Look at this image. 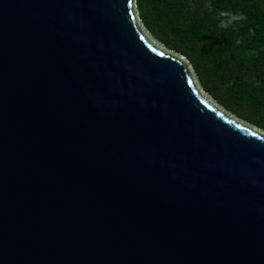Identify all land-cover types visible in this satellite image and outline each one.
<instances>
[{
  "label": "water",
  "instance_id": "water-1",
  "mask_svg": "<svg viewBox=\"0 0 264 264\" xmlns=\"http://www.w3.org/2000/svg\"><path fill=\"white\" fill-rule=\"evenodd\" d=\"M135 8L0 0V264H264V135Z\"/></svg>",
  "mask_w": 264,
  "mask_h": 264
},
{
  "label": "trees",
  "instance_id": "trees-1",
  "mask_svg": "<svg viewBox=\"0 0 264 264\" xmlns=\"http://www.w3.org/2000/svg\"><path fill=\"white\" fill-rule=\"evenodd\" d=\"M135 5L144 30L186 59L202 90L227 115L264 134L262 0H135ZM224 11L246 19L221 28Z\"/></svg>",
  "mask_w": 264,
  "mask_h": 264
},
{
  "label": "rangeland",
  "instance_id": "rangeland-1",
  "mask_svg": "<svg viewBox=\"0 0 264 264\" xmlns=\"http://www.w3.org/2000/svg\"><path fill=\"white\" fill-rule=\"evenodd\" d=\"M138 24H139V28H140V30H141V32L147 37V39L148 40H150L156 47H158V48H160V49H162L164 52H166L165 54H169V55H173V56H175V57H178L179 59L182 57V56H180V55H177V54H174V53H172V52H169V51H167V50H165L159 43H157L156 41H154L151 37H150V35L144 30V28L142 27V25H141V23H140V20H139V18H138ZM182 62H185V66L188 68V70H189V72L192 74L191 75V77H192V79H193V81L195 82V85H196V87H198L199 88V91L202 93V95L205 97V98H208L212 103H214L215 105H217L218 106V109L219 110H221L222 111V114H224L225 116H227V117H229V118H232V117H230L229 115H227V113H226V111H224V109H222L206 92H204L203 90H202V88H201V86L199 85V82H198V80H196V77H195V74L192 72V70L190 69V66H189V64H188V62L186 61V59L184 58V57H182V60H181ZM245 125V124H244ZM245 126H247V125H245ZM248 128H250V129H253V128H251V127H249V126H247ZM254 131L257 133L258 131L256 130V129H254ZM258 133H261V132H258ZM262 135H264L263 133H261Z\"/></svg>",
  "mask_w": 264,
  "mask_h": 264
},
{
  "label": "clouds",
  "instance_id": "clouds-1",
  "mask_svg": "<svg viewBox=\"0 0 264 264\" xmlns=\"http://www.w3.org/2000/svg\"><path fill=\"white\" fill-rule=\"evenodd\" d=\"M219 17H221L220 27L221 28H227L229 26H234L235 24H238L241 21H244L246 19V16L242 13H233L230 11H224L219 13ZM240 41L237 40V44H239Z\"/></svg>",
  "mask_w": 264,
  "mask_h": 264
},
{
  "label": "bare ground",
  "instance_id": "bare-ground-1",
  "mask_svg": "<svg viewBox=\"0 0 264 264\" xmlns=\"http://www.w3.org/2000/svg\"><path fill=\"white\" fill-rule=\"evenodd\" d=\"M150 41V40H149ZM151 42V41H150ZM152 43V42H151ZM153 44V43H152ZM154 45V44H153ZM154 47L156 48V49H158V50H161V51H163L162 49H160V48H158V47H156L155 45H154ZM164 52V51H163ZM164 53H166V52H164ZM184 64H185V62H183ZM191 74V73H190ZM192 75V74H191ZM194 85H195V82H194ZM195 87H196V85H195ZM196 88H198V87H196ZM198 91H199V88H198ZM199 93L202 95V93L199 91ZM203 96V95H202ZM204 97V96H203ZM212 105H214L217 109H218V106L217 105H215L214 103H212L208 98H206ZM219 111H221V110H219ZM221 113H222V111H221Z\"/></svg>",
  "mask_w": 264,
  "mask_h": 264
}]
</instances>
